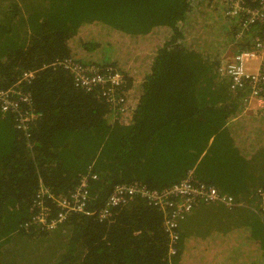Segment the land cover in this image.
<instances>
[{"label": "trees", "instance_id": "trees-1", "mask_svg": "<svg viewBox=\"0 0 264 264\" xmlns=\"http://www.w3.org/2000/svg\"><path fill=\"white\" fill-rule=\"evenodd\" d=\"M229 2L0 0V88L37 71L23 87L38 114L26 135L0 112V249L16 236H50L63 246L54 264H264V211L250 203L264 189L251 160L264 149V105L240 114L249 84L232 88L219 61L226 49H247L264 25L244 30ZM67 59L119 70L122 109L99 89L77 87ZM190 169L239 205H201L174 242L141 197L99 218L115 185L162 189ZM90 171L98 178L89 214L53 231L25 226L40 180L62 196Z\"/></svg>", "mask_w": 264, "mask_h": 264}, {"label": "built area", "instance_id": "built-area-1", "mask_svg": "<svg viewBox=\"0 0 264 264\" xmlns=\"http://www.w3.org/2000/svg\"><path fill=\"white\" fill-rule=\"evenodd\" d=\"M228 9L227 14L244 18V30H249V26L257 22L264 25V0H230ZM244 30L238 33V37H242ZM252 40L247 49L234 53L231 59L220 68L222 73L230 79L232 88L242 90L246 83L249 84L250 90L245 96L246 104L251 101L253 95L264 98L263 26ZM253 60H259L261 66L255 71H250L248 64ZM61 64L72 75L77 87L87 91L99 89L112 103L115 113L122 109L124 98L115 94L116 88L124 83L123 75L119 70L113 67L102 70L91 63L81 64L68 59ZM36 72L34 70L24 71L11 87L0 88V112L3 115H15L16 126L26 135H28L29 125L38 114L32 93L26 91L23 84L33 79ZM97 178L94 172H87L70 193L62 196L53 193L50 187L40 180L39 189L32 204L35 213L25 226L37 225L44 230L53 231L67 222L73 214H89L90 184ZM136 197L143 198L148 204L161 211L163 224L171 233L173 242L176 239L175 228L187 220L199 206L222 204L227 208H234L239 205L235 197L222 194L216 186L199 182L195 170L190 169L179 181L162 189L149 188L141 183L117 184L97 214L101 220H105L112 216L116 208L129 204ZM256 197L264 209L263 188L257 190ZM171 252L175 253L173 244Z\"/></svg>", "mask_w": 264, "mask_h": 264}, {"label": "crops", "instance_id": "crops-1", "mask_svg": "<svg viewBox=\"0 0 264 264\" xmlns=\"http://www.w3.org/2000/svg\"><path fill=\"white\" fill-rule=\"evenodd\" d=\"M230 51L231 50L226 49V52H230ZM234 53H232V55ZM249 66L251 69H258L261 66V62L259 60H253L251 64H248V68ZM256 107H258V105ZM251 160L253 161V165L256 164V167L254 169L255 173L258 171V174L264 178V149L260 150L256 155H252ZM250 195L251 197H254L255 200L257 201L256 208L259 207V209L263 212L264 209L258 203L259 201L256 195H254V192ZM250 202H252V200H250ZM215 205L226 208L222 204H215ZM41 240H44V239L42 237L32 238V237H27V236L26 237L16 236V237L11 238L0 249V264H36V262H43L42 264H54L60 258L63 252V246L62 245L60 247L56 246V248L60 249V252H57L56 254H54L50 262L45 263L44 259L38 260L34 258L35 254L38 255V250L34 247V242L41 241ZM56 240L60 243L58 239Z\"/></svg>", "mask_w": 264, "mask_h": 264}, {"label": "rangeland", "instance_id": "rangeland-1", "mask_svg": "<svg viewBox=\"0 0 264 264\" xmlns=\"http://www.w3.org/2000/svg\"><path fill=\"white\" fill-rule=\"evenodd\" d=\"M219 3H221V2H219ZM245 35H246V33H243L242 38ZM245 38L247 39V36ZM227 50H230V49H227ZM231 57H232V51L225 52V54L222 55L220 57V59H219L220 65L223 66L226 62H228L231 59ZM249 70L250 71H255L256 69H251L250 66H249ZM244 102L246 103L245 98H244ZM263 102H264V98L261 99L260 97H257L255 95H253V98L251 99V101L250 102L248 101L247 104H245V106H244V103H243V106L241 107L240 114H247V113L251 114V113H254L257 108H259L262 105H264ZM257 105H258V107H256ZM254 107H256V108H254ZM261 155H263V154H261ZM252 168H254L253 165H252ZM256 174H258V171L256 172ZM261 179H263V177H261ZM250 203H251V206H252V208L254 210H256V211L260 210V209H256L257 201L255 200V198ZM209 216H210V214H206V215L201 216V217H206L207 218ZM49 237H46L44 240L34 242V247L38 250V255L35 254L34 258L38 259V260L44 259L45 263L46 262H50L52 260V257L54 256V254H56L57 252H60V249L56 248V246L60 247L59 242L56 239H54V238H52L51 240H48ZM255 262L259 263V261H255ZM39 263L42 264L43 262H36V264H39Z\"/></svg>", "mask_w": 264, "mask_h": 264}]
</instances>
